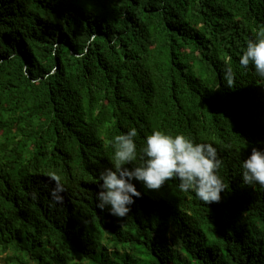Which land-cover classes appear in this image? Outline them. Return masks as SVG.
<instances>
[{
  "label": "trees",
  "instance_id": "1",
  "mask_svg": "<svg viewBox=\"0 0 264 264\" xmlns=\"http://www.w3.org/2000/svg\"><path fill=\"white\" fill-rule=\"evenodd\" d=\"M259 29L264 0H0L4 264H264V188L241 181L264 148V80L239 63ZM131 127L138 148L154 129L213 144L220 201L173 178L133 181L125 217L98 209L91 182Z\"/></svg>",
  "mask_w": 264,
  "mask_h": 264
},
{
  "label": "clouds",
  "instance_id": "2",
  "mask_svg": "<svg viewBox=\"0 0 264 264\" xmlns=\"http://www.w3.org/2000/svg\"><path fill=\"white\" fill-rule=\"evenodd\" d=\"M94 40L95 34L90 35L88 44ZM87 51L85 47L79 55L84 56ZM239 63L245 68L252 65L256 76L264 80V29L258 30L256 38L246 41ZM227 79L230 85L233 79L231 68L227 70ZM137 134V129L131 127L112 138V166L100 171L91 182L93 189L98 190V209H107L113 216L125 217L135 198L141 195L133 181L141 182L148 190H159L173 178L179 181L181 191L194 192L206 204L220 201L221 193L228 185L219 175L222 162L213 144L197 142L184 133L171 134L154 129L138 148ZM241 169L243 184H259L264 188V148L253 146L242 160ZM50 176L56 182L53 201H64L69 194V185L60 182L55 173ZM83 185L81 179L78 186Z\"/></svg>",
  "mask_w": 264,
  "mask_h": 264
},
{
  "label": "rangeland",
  "instance_id": "3",
  "mask_svg": "<svg viewBox=\"0 0 264 264\" xmlns=\"http://www.w3.org/2000/svg\"><path fill=\"white\" fill-rule=\"evenodd\" d=\"M0 264H4V253L0 252Z\"/></svg>",
  "mask_w": 264,
  "mask_h": 264
}]
</instances>
